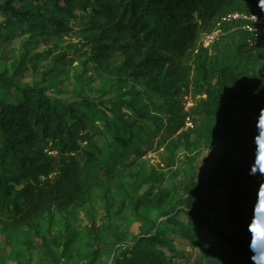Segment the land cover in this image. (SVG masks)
Instances as JSON below:
<instances>
[{"label": "trees", "instance_id": "16d2710c", "mask_svg": "<svg viewBox=\"0 0 264 264\" xmlns=\"http://www.w3.org/2000/svg\"><path fill=\"white\" fill-rule=\"evenodd\" d=\"M234 12L264 17V0H0V41L28 34L30 44L49 42L80 21L94 38L84 55L113 79L103 91L107 98L85 92V82L73 87L75 100L65 101L47 92L49 81L17 85L28 72L24 54L12 74L4 72L0 56V242L25 240L27 260L20 264H175L184 255L170 237L200 247L201 229L225 246L212 264H264V213L256 209L264 204V164L253 170L261 162L254 155L205 180L180 182L181 198L160 226L140 216L168 205L166 173L179 150L212 145L217 132L225 139L232 116L240 113L236 102L251 111L264 103V38L250 45L243 23L231 22L222 23L211 49L200 44ZM68 54L53 58L54 67H62L55 69L59 76L68 73ZM151 93L158 103L138 107ZM190 93L194 104L185 111ZM187 120L193 126L184 130ZM159 148L165 166L142 172L147 152ZM124 177L136 179L129 187L135 196L122 185ZM100 202L105 208L95 221ZM57 215L83 220L81 247L75 231L53 233ZM214 218L219 228L212 227ZM130 220H143L149 229L121 246L120 222Z\"/></svg>", "mask_w": 264, "mask_h": 264}, {"label": "rangeland", "instance_id": "374dc122", "mask_svg": "<svg viewBox=\"0 0 264 264\" xmlns=\"http://www.w3.org/2000/svg\"><path fill=\"white\" fill-rule=\"evenodd\" d=\"M20 6H23V9H29L31 11L34 9L31 6ZM83 26V24H80V21L75 25L72 24L70 27H72L73 32L60 35V39H53V41L49 42H42L41 39L37 37L33 40L39 39V43L30 44L28 34L24 35L21 39L16 38L10 42L4 41L5 38H2L0 41V49L2 50V53L0 56L6 59V64L3 68L4 72L12 74L22 59L21 56L24 54L26 57L24 58V61L29 64L28 72L20 74L21 78L17 80V85L19 87L24 88L28 83L37 86L43 84L45 81H49L47 85L46 83L43 84V87L47 88L49 94L65 101H73L75 100L72 92L73 87L83 85V83L86 82L88 85L85 87V92H88V89H90L92 96H103L104 98H107L103 91L108 88L113 79L107 78L97 72L94 69L95 63L89 62V56L84 55L90 47L87 41L94 38L92 32L89 30H83ZM20 31L21 28H16L15 30V32ZM218 35L219 30H216L214 35L205 38V43L211 45L212 43L217 42ZM54 43L56 44V48L47 56L46 53H48V50L53 47ZM73 51H78L79 55L73 56ZM61 53H69L68 56H66V62L64 64L68 73L63 76H59L57 71H55V69L58 70L62 67L60 65L54 67L53 64V58ZM39 56L42 58L38 59L37 57ZM31 66H36V69L30 68ZM52 69H54V73H52L54 75L50 74ZM60 81H62V84H57ZM139 87H141V85ZM153 102L158 103V99L157 95L151 93L142 96L137 104L138 107L141 108L148 105L153 106ZM193 104L194 102L191 93L188 94L187 98H183V108L185 111L190 110ZM234 107L240 109V113H236L232 116V125L229 126L225 139L217 132V139L213 141L212 145H202L198 151L194 150L192 152L179 150L172 172L166 173L165 185L171 186V195L168 199V205L155 212L151 209L143 211L140 213V216L148 218L152 223L160 226L162 223L167 222L168 217L165 216V213H167L168 210L181 198L179 197L180 182L186 183L191 178H194L195 180H205L214 170L217 173L227 164L231 166L232 163H235L234 166L236 167L239 164L238 159L241 157L247 158L254 155L256 160L261 161L252 167L253 170L259 169L264 164V103H256L253 111L249 108L242 107L241 102H236ZM148 111L152 112V109L149 108ZM95 113L96 110H94V114ZM92 117L95 118L96 116L92 115ZM191 121H186L184 130L193 126ZM157 140L158 138L154 139L155 148L157 147ZM223 140H225V142ZM164 166L165 159L162 153V148L156 150L153 149V151L147 152L145 166L142 172L147 174L151 167L162 169ZM173 173H175L176 176L172 178ZM168 174H171V176ZM135 180L136 179L133 177H124L122 180V185L127 189L130 196L136 195V191L131 192V189L129 188ZM226 193L231 194L232 197H235L236 195V193H230L229 191L220 192V194L228 196ZM220 194L218 195L221 196ZM97 195H99V193H97ZM108 196L111 198L112 205L114 206L116 204V200L114 199L115 196L112 193H109ZM206 199L210 202L216 200L210 196H206ZM256 206L258 211L264 213V204H256ZM104 208L105 206L102 202H100L99 206L95 208V214L93 217L95 221L103 214L102 210ZM218 214H222V211L219 210ZM127 215H132V212L130 211ZM184 222L186 223L187 219L184 220ZM218 223V219L214 218L212 227L219 228L220 225H218ZM82 225L83 220L74 215L71 216L69 220L57 215L51 223L52 231L55 234L63 232L66 229L73 230L79 234L78 241L75 245L76 248L83 245V236L81 235ZM120 225L121 228H123L124 240L121 246L131 244L135 237L145 234L149 229L148 225L145 224L143 220L120 222ZM155 231L156 229L153 230V232ZM217 237L218 236L212 233L210 229H201V237L199 241L200 247L196 248H192L189 244L179 239H175V237H170L177 251L184 255L182 259H176L175 264H212L213 262H219L222 253L225 252V246L221 244ZM35 243L36 242L33 243L34 248L37 247ZM26 254L25 240L19 239L15 241L13 239L0 242V263H24L27 260ZM100 263L101 262L98 260L95 264Z\"/></svg>", "mask_w": 264, "mask_h": 264}, {"label": "built area", "instance_id": "2783aa9c", "mask_svg": "<svg viewBox=\"0 0 264 264\" xmlns=\"http://www.w3.org/2000/svg\"><path fill=\"white\" fill-rule=\"evenodd\" d=\"M231 22H241L244 24L243 30L251 36V39L248 41L250 45H254L257 41L261 40L264 37V17H260L257 14L247 15L244 13H230L220 19V21L216 25V30H219L220 33L219 28L221 24ZM215 32L212 35H214ZM206 37L209 36H205L202 40L204 47L210 46L205 43Z\"/></svg>", "mask_w": 264, "mask_h": 264}, {"label": "clouds", "instance_id": "9594fccd", "mask_svg": "<svg viewBox=\"0 0 264 264\" xmlns=\"http://www.w3.org/2000/svg\"><path fill=\"white\" fill-rule=\"evenodd\" d=\"M234 13H239V12H234ZM252 14H254V13H252ZM247 15H250V14H247ZM258 15V14H257ZM260 16V15H259ZM260 17H263V16H260ZM218 23V22H217ZM217 23L215 24V28H214V30L210 33V34H205V35H203L202 36V38H201V42H200V44H201V46L203 47V48H205V49H211V47H212V45L214 44V43H212L210 46H208V47H204L203 46V43H202V40L204 39V37L205 36H211L215 31H216V25H217ZM228 24H231V23H228ZM222 25L223 24H221V26H220V33H219V36H218V41H219V39H220V36H222ZM243 26H244V24H243ZM242 29H243V27H242ZM248 34V33H247ZM249 35V34H248ZM264 38V37H263ZM251 39V36L249 35V39H248V41ZM217 41V42H218ZM260 41V40H259ZM259 41H257L254 45H256ZM216 43V42H215ZM249 43V42H248ZM253 45V46H254ZM187 121H189V120H187Z\"/></svg>", "mask_w": 264, "mask_h": 264}]
</instances>
